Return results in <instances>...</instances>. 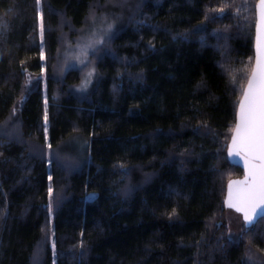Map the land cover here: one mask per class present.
Here are the masks:
<instances>
[{
	"label": "trees",
	"instance_id": "obj_1",
	"mask_svg": "<svg viewBox=\"0 0 264 264\" xmlns=\"http://www.w3.org/2000/svg\"><path fill=\"white\" fill-rule=\"evenodd\" d=\"M256 1L0 0V264H264L224 205Z\"/></svg>",
	"mask_w": 264,
	"mask_h": 264
},
{
	"label": "snow or ice",
	"instance_id": "obj_2",
	"mask_svg": "<svg viewBox=\"0 0 264 264\" xmlns=\"http://www.w3.org/2000/svg\"><path fill=\"white\" fill-rule=\"evenodd\" d=\"M36 4L39 5L40 0H36ZM256 8L259 14L256 25V67L252 71L248 87L239 102V111L232 137L233 145L229 146V155H233V146H235L236 155L243 153L253 160H259V164L251 166L250 183L237 195L236 201L234 203L225 201L227 207L235 208L237 212L243 214L242 228L244 229L254 225L258 218H264V0H259ZM41 32H43L42 17ZM41 58L43 59V54H41ZM49 191L51 194V189ZM248 259H252V257L249 256Z\"/></svg>",
	"mask_w": 264,
	"mask_h": 264
},
{
	"label": "rangeland",
	"instance_id": "obj_3",
	"mask_svg": "<svg viewBox=\"0 0 264 264\" xmlns=\"http://www.w3.org/2000/svg\"><path fill=\"white\" fill-rule=\"evenodd\" d=\"M86 36H89V38H86ZM102 38V35L96 36L94 30H89L84 35H80L74 45L65 47L64 60L66 63L71 61V64H67L66 66L74 65L82 68V70L84 68L82 80L77 86V90L80 92L87 90L94 79L95 72L93 67L91 65L87 66L85 62L88 53L102 41ZM225 217L228 226V236L234 240L238 239L243 230L241 215L234 210L226 209Z\"/></svg>",
	"mask_w": 264,
	"mask_h": 264
},
{
	"label": "water",
	"instance_id": "obj_4",
	"mask_svg": "<svg viewBox=\"0 0 264 264\" xmlns=\"http://www.w3.org/2000/svg\"><path fill=\"white\" fill-rule=\"evenodd\" d=\"M259 3V0L256 1L255 3V26H254V38H253V53H254V57H253V64H252V68L250 71V74L247 78V81L243 87V91L242 94L238 100L237 103V107H236V113H235V124L234 127L232 129L231 135H230V139L228 141L227 144V149H226V154H227V158L228 160L234 164L239 166L242 169V176L240 177H236V178H232L227 182V186H226V193H225V197H224V205H225V201L228 200L230 203H234L236 201V197L239 193H241L246 187L247 184L250 183L249 181V173H250V169L251 166L253 164H259V160H253L250 156L245 155L243 153H241L240 155H236V147L233 146V155H229V146L233 145V141H232V137L234 135V130H235V126H236V120H237V113L239 111V102L240 100L243 98L244 95V91L247 89L248 87V80L250 78V76L252 75V71L253 69L256 67V58H257V40H256V25H257V21L259 19V14H258V10L256 8V5ZM231 185V188H230ZM231 193V196H230ZM226 209H231L234 210L235 212H237L235 210V208H229L225 205ZM241 215V218L243 220V214L241 212H237ZM259 219V218H258ZM257 219V220H258Z\"/></svg>",
	"mask_w": 264,
	"mask_h": 264
}]
</instances>
